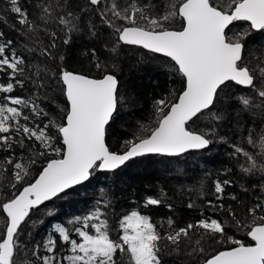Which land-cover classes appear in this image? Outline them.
Here are the masks:
<instances>
[{
  "label": "snow or ice",
  "instance_id": "obj_1",
  "mask_svg": "<svg viewBox=\"0 0 264 264\" xmlns=\"http://www.w3.org/2000/svg\"><path fill=\"white\" fill-rule=\"evenodd\" d=\"M26 3L31 13L20 0H7V11L15 16L13 30L25 38L24 51L38 52L53 66L41 69L32 64L0 32V264H120L123 256L127 264H165L166 255L185 256L193 264H264V183L241 219L223 203L226 198L243 203L235 193H226L234 185L228 178L212 181L215 202L210 199L207 204L213 211L226 212L232 227L244 231L249 243L229 235L227 221L203 212L181 226L172 217L156 223L132 210L118 218L113 237L107 200L66 223L53 221L40 242L21 241L29 224H43L42 218L33 220L34 215L56 214L49 202L62 199L96 173H114L137 158L152 155L170 160L192 150L211 151L214 144L222 143L229 145V155L241 173H260L264 179V120L248 128L241 117L251 108L264 115V43L249 48L252 42L247 40L253 32L264 33V0ZM234 22H247V29L233 32ZM101 27L108 30L103 45L108 56L101 59L92 47L82 53L91 64L87 71L63 66V49L74 34L84 31L99 39ZM124 46L169 58L182 87L154 100L153 125L137 122L113 148L112 126L127 103L115 71ZM49 81L63 97V107L57 106L59 119L41 106L49 99ZM233 86L246 92L228 106L231 112L228 107L217 108L223 104L221 94ZM17 89L29 95L16 94ZM201 116L234 123L233 139L221 136L216 123L207 131L193 129ZM230 172L231 168L225 169V175ZM242 190L248 193L250 188ZM162 197L163 190L159 197H146L143 206H160ZM165 206L172 210L170 203Z\"/></svg>",
  "mask_w": 264,
  "mask_h": 264
},
{
  "label": "trees",
  "instance_id": "obj_2",
  "mask_svg": "<svg viewBox=\"0 0 264 264\" xmlns=\"http://www.w3.org/2000/svg\"><path fill=\"white\" fill-rule=\"evenodd\" d=\"M34 2L35 0H33ZM20 4L22 7H29L26 0H20ZM7 8V0H0V16L5 17V20L0 21V32L4 34V39L13 40L17 53H23L32 64L38 65L41 69L51 68L53 62L46 57L40 56L38 52L24 51L26 40L13 30L15 16L8 12ZM32 11L33 9L29 7V12ZM93 19L97 24L99 23L95 17ZM16 27H19V25H16ZM83 27L82 24L81 28ZM242 29H247V23H236L233 26V32ZM100 32L103 35L99 39L86 35L84 31L75 33L72 43L63 49L66 52L63 66L73 71H87L91 64L82 53L92 47L97 49L101 59L108 56L107 50L103 47L109 39L108 30L101 27ZM247 40L252 42L249 48L255 44L264 43V33L253 32L247 37ZM28 47L31 48L32 45L29 43ZM116 63L118 64V68L115 69L117 77L120 80V85L124 86L123 95L125 98L131 97L134 102L133 109L129 112L127 119L116 117L109 138V143L113 148L117 147L118 142L124 138L125 133H130L136 128L137 122L149 126L153 125L154 100L162 95H168L174 91L178 92L182 87L181 77L175 73V69L168 58L124 46ZM134 65L137 66L138 70L132 68ZM94 74L97 73L94 72ZM245 92V89L233 86L230 90H226L225 93L221 94L224 98L223 104L217 105V108L230 106L234 103L236 96ZM16 94L29 95L27 90L21 91L20 89H17ZM48 95L49 99H44L41 106L49 112L50 116L59 119V108L57 106L63 107V97L58 90L53 91L51 81H49ZM171 98L169 96V99ZM53 99L55 100L54 103ZM228 110L231 112V107H228ZM258 112V109L251 108L241 113L245 126L255 128L261 124L264 115H259ZM205 118V116H201L196 123L192 124V128L207 131L211 124H221L217 128L218 133L228 140L233 139L236 128L234 123L228 125L222 122H213L210 119L204 122ZM261 126L264 127V125ZM229 152V145L216 143L212 146L211 151L191 153L187 157L164 160L163 163H158L159 157L151 156L132 162L117 174L96 173L90 182L68 192L64 196V198L69 199L63 207L55 208L56 214L54 216H46L43 212L37 214L39 215L38 220L43 219V224H40L38 233L29 243L42 241L47 233L51 231L50 225L53 221L66 223L72 217L84 215L94 207L99 206L97 202L102 200L110 202L107 205V214L110 226L113 228L111 233L113 237L117 235L115 225L118 218L132 210L141 211L142 214L148 215L156 223L166 217H172L181 226L187 222L195 221L203 212L204 215H212L222 221H227L225 227L228 234L249 243L250 241L246 238L244 231H237L232 227L231 220L226 212L213 211L207 204V200L210 199L215 202V198L211 193L212 181L224 178L231 179L234 181V185L228 187L226 193H235L239 201L243 203H237L227 198L223 203L226 208L231 205L237 216L244 219L248 203H250L252 197L258 194L256 189L259 188V184L264 183L260 173L255 175L241 173L238 166H235V161L229 155ZM175 161L181 163L183 168L176 172L175 179H168L166 173H169L168 169L173 167L172 164ZM164 165L167 168L165 172L162 168ZM228 168H231L232 172L225 175V169ZM253 184H255V187H250ZM243 188H250V190L245 193L242 190ZM161 190H163L162 199L164 203L160 206L145 208L143 206L145 198L149 196L159 197ZM189 202L194 203L195 206L188 208ZM169 203L172 205L171 211L165 206ZM48 206L51 208V204H48ZM2 227L3 220H0V228ZM120 255L118 253V257ZM164 260L165 264H174V262L178 264L180 260L186 261L187 264H193V261L185 256L166 255ZM120 264H127L126 256L120 258Z\"/></svg>",
  "mask_w": 264,
  "mask_h": 264
},
{
  "label": "rangeland",
  "instance_id": "obj_3",
  "mask_svg": "<svg viewBox=\"0 0 264 264\" xmlns=\"http://www.w3.org/2000/svg\"><path fill=\"white\" fill-rule=\"evenodd\" d=\"M134 48V47H133ZM137 49H139V48H137ZM140 50H142V49H140ZM144 51V50H143ZM146 52V51H145ZM148 53V52H147ZM133 69H137L138 70V68H137V66L136 65H134L133 67H132ZM123 89H124V86L122 87V85H121V87H120V92L123 94ZM126 99V101H127V103L125 104V106L120 110V114H119V116H117V117H123V118H125V119H127L126 117L128 116V114H129V112L133 109V100H131V97H128V98H125ZM252 113V112H251ZM208 121V118H205L204 119V122H207ZM220 126H221V124H220ZM204 152H206V151H204ZM198 153V152H197ZM189 154H187V155H185L186 157L188 156ZM185 156H182V157H179V158H183V157H185ZM155 157H159V159L157 160L158 161V163H162L161 161H164V160H168V158H164V157H160V156H155ZM145 158H147V157H145ZM145 158H140V159H138V160H136V161H139V160H143V159H145ZM135 162V161H134ZM129 165V164H128ZM127 165V166H128ZM173 165V167H170L168 170H169V173H166V177L169 179V178H174L175 179V175H176V172L177 171H179V170H182L181 168H183V165L181 164V163H178V162H176L175 161V163L174 164H172ZM126 166V167H127ZM126 167H124V169L126 168ZM165 165L162 167L163 168V171L165 172V170H167V168L165 167ZM124 169H122V170H124ZM122 170H120V171H117V172H115V173H110V174H117V173H120ZM93 178V177H92ZM91 178V179H92ZM91 181V180H90ZM89 181V182H90ZM66 196V195H65ZM69 198H62V199H57V200H55V201H53V202H50L49 204H51V208L52 209H55L56 207H63L64 205H65V203H66V201L68 200ZM39 215H34L33 217H32V219L33 220H38V217ZM39 226H40V223H37V224H29L28 225V227L26 228V231H25V234H22L21 235V241H31V239L32 238H34V236L38 233V231H39ZM29 233H30V235H29Z\"/></svg>",
  "mask_w": 264,
  "mask_h": 264
},
{
  "label": "water",
  "instance_id": "obj_4",
  "mask_svg": "<svg viewBox=\"0 0 264 264\" xmlns=\"http://www.w3.org/2000/svg\"><path fill=\"white\" fill-rule=\"evenodd\" d=\"M236 23H247V22H234V24H236ZM255 33H259V32H255ZM128 47H134V48H139V49H142V48H140L139 46H128ZM142 50H144V49H142ZM144 51H146V52H148L147 50H144ZM149 53V52H148ZM150 54H152V53H150ZM154 55H157V56H162V54H154ZM163 57V56H162ZM166 58V57H165ZM169 59V58H168ZM119 79V78H118ZM120 81V80H119ZM191 123V122H190ZM205 151H207V150H205ZM197 152H204V151H197V150H192V151H190V152H188V153H186V154H183L182 156H185V155H187V154H191V153H197ZM152 155H149V156H145V157H151ZM182 156H180V157H182ZM145 157H142V158H145ZM155 157V156H154ZM179 158V157H178ZM138 159H140V158H137V159H134V160H132V161H130V162H128L125 166H123L121 169H118V170H116V172L117 171H120V170H122V169H124V167H126L128 164H131L132 162H134V161H136V160H138ZM98 173H107V174H110L111 172H98ZM115 173V172H114ZM91 180V179H90ZM89 182V181H88ZM88 182H86L85 184H87ZM85 184H83V185H80V186H77L76 188H74V189H72V190H75V189H77V188H79V187H81V186H84ZM72 190H70V191H72ZM69 191V192H70ZM50 203V202H49Z\"/></svg>",
  "mask_w": 264,
  "mask_h": 264
}]
</instances>
